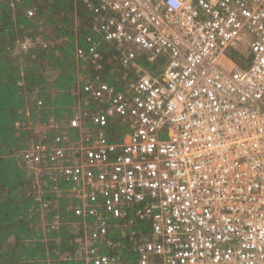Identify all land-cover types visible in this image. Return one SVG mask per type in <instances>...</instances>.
<instances>
[{
  "label": "built area",
  "instance_id": "obj_1",
  "mask_svg": "<svg viewBox=\"0 0 264 264\" xmlns=\"http://www.w3.org/2000/svg\"><path fill=\"white\" fill-rule=\"evenodd\" d=\"M81 1L124 68L141 70L142 56L164 68L127 91L89 80L78 94L95 111L37 124L41 138L19 155L40 207L69 201L84 264H119L100 244L113 249L109 228L131 213L150 224L132 246L137 264H264V0ZM87 41L76 56L100 61ZM243 48L247 68L229 56ZM117 116L129 127L119 142L105 130ZM85 119L96 130L73 140Z\"/></svg>",
  "mask_w": 264,
  "mask_h": 264
},
{
  "label": "trees",
  "instance_id": "obj_2",
  "mask_svg": "<svg viewBox=\"0 0 264 264\" xmlns=\"http://www.w3.org/2000/svg\"><path fill=\"white\" fill-rule=\"evenodd\" d=\"M96 27V15L81 0H0V264H84V224L66 198L50 209L40 207L19 152L38 139L29 123L64 118L85 82L96 79L120 89L130 69L122 66L116 46L104 42ZM88 37L99 42L98 62L76 57L77 48L89 46ZM25 40L31 46L24 50ZM229 56L242 68L250 65L245 50ZM159 59L140 63L156 75L165 62ZM115 127L120 134L126 130ZM55 217L57 228L50 225ZM149 228L131 213L109 228L108 238L116 246L106 249L101 243V249L117 255L119 264H137L132 246Z\"/></svg>",
  "mask_w": 264,
  "mask_h": 264
},
{
  "label": "crops",
  "instance_id": "obj_3",
  "mask_svg": "<svg viewBox=\"0 0 264 264\" xmlns=\"http://www.w3.org/2000/svg\"><path fill=\"white\" fill-rule=\"evenodd\" d=\"M104 41V40H103ZM105 42V41H104ZM107 43V42H106ZM109 44V43H108ZM243 50H245V52H248L249 53V51H248V48H243ZM77 57V56H76ZM78 58V57H77ZM119 58V57H118ZM140 59H145L146 60V57L145 56H142V57H140L139 58V65H140V68H141V70H129L128 72H126L124 75H123V77H122V84H121V86H120V89L118 88H116L115 86V89L117 90V91H127L128 90V84L130 83V81L131 80H134V79H136L137 77H139V75L140 74H142V73H144V72H149L148 70H146L142 65H141V63H140ZM160 60V59H159ZM158 60V61H159ZM147 61V60H146ZM150 63V62H149ZM155 65H158V64H155ZM163 68H164V66H163ZM163 70V69H162ZM151 73V72H150ZM160 73V72H159ZM151 74H153V73H151ZM154 75V74H153ZM95 81H97L96 79H94ZM82 93V94H81ZM80 100H79V105H75V106H71L70 107V109H69V111H68V114L64 117V118H62V119H59V120H56V121H61V120H63V119H69L71 116H73V115H75V114H78L79 113V111L80 110H83V109H88V110H90V111H95L99 106H100V103L99 102H97V101H95V100H92V99H90L89 97H88V95L86 94V93H84V92H80V96L78 97ZM50 119H53V118H50ZM49 119V120H50ZM85 121V123H84V128H82V129H74L73 130V134H72V138H73V140H74V138H76L75 140H77V139H79V132H80V130L82 131V132H86V131H91V133H93L94 132V130H96V128L91 124V121H90V119H85L84 120ZM116 123V124H115ZM30 125H29V128H30V130L33 132V135L34 136H36V137H38V139H36V140H32L31 142H34V141H37V140H39L40 138H41V135H42V133L41 132H38V131H35L36 129H35V127L37 126V124H39V125H42V124H40V123H34V122H31V123H29ZM31 124H33V125H31ZM113 124H115L114 126H112ZM116 125H118V126H121L122 128H123V130L126 128V130L122 133V134H120L121 133V131H116V129H118L117 127H115ZM106 133H107V136H108V138H109V140L110 141H115V142H119V141H121V140H123L126 136H127V134H128V132H129V127H128V125L123 121V119L122 118H120V117H114V118H112L111 120H110V122H109V124H108V126L106 127ZM54 133H57V131H55V130H50V136L51 135H53ZM119 135L121 136V137H119ZM113 139H117V140H113ZM137 220V219H136ZM137 221H139V220H137ZM113 227H115V226H113ZM137 258H138V256H137Z\"/></svg>",
  "mask_w": 264,
  "mask_h": 264
},
{
  "label": "rangeland",
  "instance_id": "obj_4",
  "mask_svg": "<svg viewBox=\"0 0 264 264\" xmlns=\"http://www.w3.org/2000/svg\"><path fill=\"white\" fill-rule=\"evenodd\" d=\"M241 51H243V49H242ZM241 51H240V52H241Z\"/></svg>",
  "mask_w": 264,
  "mask_h": 264
}]
</instances>
